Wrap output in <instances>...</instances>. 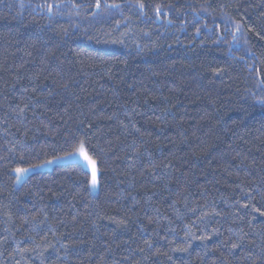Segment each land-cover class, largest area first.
<instances>
[{
	"label": "trees",
	"instance_id": "16d2710c",
	"mask_svg": "<svg viewBox=\"0 0 264 264\" xmlns=\"http://www.w3.org/2000/svg\"><path fill=\"white\" fill-rule=\"evenodd\" d=\"M0 264H264V0H0Z\"/></svg>",
	"mask_w": 264,
	"mask_h": 264
},
{
	"label": "rangeland",
	"instance_id": "374dc122",
	"mask_svg": "<svg viewBox=\"0 0 264 264\" xmlns=\"http://www.w3.org/2000/svg\"><path fill=\"white\" fill-rule=\"evenodd\" d=\"M71 162H77L82 164L85 167V169H87L91 173V177H92L91 187L93 193H96L98 189V176H99L98 168L96 162L89 156V154L86 152L84 147L82 148V150L80 148L76 153L72 155L53 160L51 161V163H48L44 166L30 168L29 171H27L26 173H18L17 171H15L14 174L16 176V185L19 187L30 175L34 173L43 172L45 170L52 169L54 166L58 164H67ZM18 176L20 177L19 180L17 179ZM93 181H95V183Z\"/></svg>",
	"mask_w": 264,
	"mask_h": 264
},
{
	"label": "snow or ice",
	"instance_id": "6c2138e0",
	"mask_svg": "<svg viewBox=\"0 0 264 264\" xmlns=\"http://www.w3.org/2000/svg\"><path fill=\"white\" fill-rule=\"evenodd\" d=\"M97 7H100V4H99V2L97 3V5H96ZM141 7H143V5H141ZM49 10H51V8L49 9ZM157 11H159V9H157ZM240 30V26L239 25H237V31H239ZM82 148H83V142L81 143V150H82ZM46 163H51V161H46ZM94 163V162H93ZM16 171L18 172V173H26L27 171H29V169H16ZM19 176L17 177V179L19 180ZM94 183H95V181H93ZM245 207H247V206H245ZM256 211L257 212H259L260 211V209H256ZM233 247L235 248V247H237V245H233Z\"/></svg>",
	"mask_w": 264,
	"mask_h": 264
}]
</instances>
